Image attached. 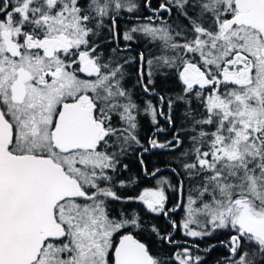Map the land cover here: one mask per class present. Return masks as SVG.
<instances>
[{"label": "snow or ice", "instance_id": "obj_1", "mask_svg": "<svg viewBox=\"0 0 264 264\" xmlns=\"http://www.w3.org/2000/svg\"><path fill=\"white\" fill-rule=\"evenodd\" d=\"M218 248L264 264V0H0V264Z\"/></svg>", "mask_w": 264, "mask_h": 264}, {"label": "trees", "instance_id": "obj_2", "mask_svg": "<svg viewBox=\"0 0 264 264\" xmlns=\"http://www.w3.org/2000/svg\"><path fill=\"white\" fill-rule=\"evenodd\" d=\"M161 139H163V136H161ZM156 158H157V157H155V156L151 157V159H156ZM161 162H162V161H161ZM147 182H148V181H145V182H144V186H147V185H148ZM161 222H162V218H161ZM189 239H191V238H189ZM213 240H215V237H213V238H211V239H209V238H205V240H204L203 242H201V246H202V247H203V246H206V245L212 243ZM223 254H224V252H223L222 249H219V248H218V249L214 250V251L211 253V255L207 257V259H208V264H212V262L214 261V259H215L216 257L221 256V255H223Z\"/></svg>", "mask_w": 264, "mask_h": 264}, {"label": "flooded vegetation", "instance_id": "obj_3", "mask_svg": "<svg viewBox=\"0 0 264 264\" xmlns=\"http://www.w3.org/2000/svg\"><path fill=\"white\" fill-rule=\"evenodd\" d=\"M132 167H133V171H137L138 170V166L136 164H133ZM147 184H148L147 186H149L150 182H147Z\"/></svg>", "mask_w": 264, "mask_h": 264}]
</instances>
